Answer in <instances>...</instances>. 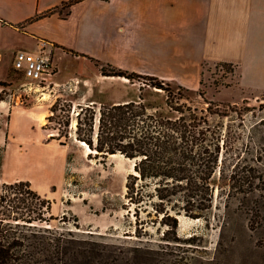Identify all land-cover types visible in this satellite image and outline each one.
<instances>
[{
	"label": "rangeland",
	"instance_id": "obj_1",
	"mask_svg": "<svg viewBox=\"0 0 264 264\" xmlns=\"http://www.w3.org/2000/svg\"><path fill=\"white\" fill-rule=\"evenodd\" d=\"M53 63L55 88L30 89L24 86L28 79L13 68L2 81L6 85H0V193L8 191L3 183L30 181L51 201L50 213L43 215L48 220L34 225L93 233L119 264H264V91L241 87L232 67L222 64L207 65L201 86L190 89L147 74L122 78L124 85L105 82L99 65L86 58L60 54ZM118 88L149 113L178 117L173 106L187 117L199 116L200 137L211 146L196 167L203 176L196 202H183L179 189L141 179L134 193L141 201L133 203L127 182L136 173L135 160L102 155L80 143L81 108L90 136L88 106L97 112V131L100 109L111 105L116 97L109 94ZM167 99H173L170 105ZM219 141L223 148L212 153ZM216 154L217 161L209 162ZM1 205L6 214L15 205L12 215L30 212L23 204ZM168 211L171 216L163 217ZM193 211L201 216H191Z\"/></svg>",
	"mask_w": 264,
	"mask_h": 264
},
{
	"label": "crops",
	"instance_id": "obj_2",
	"mask_svg": "<svg viewBox=\"0 0 264 264\" xmlns=\"http://www.w3.org/2000/svg\"><path fill=\"white\" fill-rule=\"evenodd\" d=\"M71 1L0 0V81L17 51L45 40L53 61L87 55L190 89L201 86L207 65L230 63L241 87L264 91V0ZM111 93V104L130 100L123 89Z\"/></svg>",
	"mask_w": 264,
	"mask_h": 264
},
{
	"label": "trees",
	"instance_id": "obj_3",
	"mask_svg": "<svg viewBox=\"0 0 264 264\" xmlns=\"http://www.w3.org/2000/svg\"><path fill=\"white\" fill-rule=\"evenodd\" d=\"M77 1L81 0H72L69 4ZM84 56L99 65L102 75L125 78L139 75L110 64H103L94 57ZM220 64L232 67L234 72V65ZM0 85L5 86L6 82L0 81ZM170 96L171 93L168 98ZM3 99L0 97V101ZM172 100L167 99V103L170 105ZM88 107L92 109L93 122L89 128L90 136H87L81 121L80 116L85 110L82 107L78 113V138L91 150L95 149L102 155L120 153L135 160L136 173L131 174L132 181L127 182V196L130 201L133 203L141 201L139 198L134 199L136 181L141 179L155 180L159 186L166 189L169 187L179 189L184 194L183 202L188 204L193 203V200L197 201V188L203 176L198 174L196 167L200 166L202 154L210 152L211 144H206L205 139H201V130L197 129L200 124L199 116L195 112L187 117L183 115L184 111L180 107L170 106L180 114L171 118L160 111L149 113L146 105L134 100L103 105L99 112L98 129L95 131L97 112L93 110L94 106ZM223 146L224 144L221 146L219 141L212 149V153L219 154ZM218 154L209 162L215 163ZM2 186L8 191L0 193L1 206L4 202L9 206L14 203L23 204V208L30 212L28 217H19L11 213L18 211V205H15L8 214L0 209V264H119V257L109 256L106 244L97 240L98 236L93 233L86 235L73 229L59 230L56 227L34 225L38 220H48L43 215L50 213L51 201L34 190L30 181L18 180L3 183ZM161 196L163 199L166 195ZM33 205L35 210H32ZM37 210L40 216L31 215ZM190 215L201 216L195 211ZM166 216H171L169 211L164 213L163 217ZM55 218L50 215V219ZM134 250L142 251L140 247H135Z\"/></svg>",
	"mask_w": 264,
	"mask_h": 264
},
{
	"label": "built area",
	"instance_id": "obj_4",
	"mask_svg": "<svg viewBox=\"0 0 264 264\" xmlns=\"http://www.w3.org/2000/svg\"><path fill=\"white\" fill-rule=\"evenodd\" d=\"M53 62L52 49L48 48L47 41L41 40L36 51L19 50L16 52L14 69L28 79L24 86H28L30 89L35 87L36 90L50 89L51 84L56 85V81L51 79L56 74ZM53 88H55L54 85Z\"/></svg>",
	"mask_w": 264,
	"mask_h": 264
},
{
	"label": "bare ground",
	"instance_id": "obj_5",
	"mask_svg": "<svg viewBox=\"0 0 264 264\" xmlns=\"http://www.w3.org/2000/svg\"><path fill=\"white\" fill-rule=\"evenodd\" d=\"M122 78H125V77H122ZM125 79H126V78H125ZM80 143L83 144V145H85V146H87L88 149L91 150V149L89 148V146H88L84 141H80ZM91 151H92V150H91ZM111 155H115V154H111Z\"/></svg>",
	"mask_w": 264,
	"mask_h": 264
}]
</instances>
